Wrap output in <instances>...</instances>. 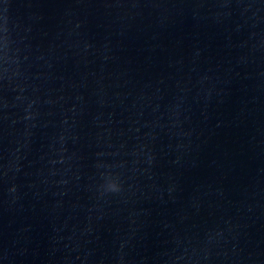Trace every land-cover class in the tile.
<instances>
[{
    "label": "water",
    "instance_id": "obj_1",
    "mask_svg": "<svg viewBox=\"0 0 264 264\" xmlns=\"http://www.w3.org/2000/svg\"><path fill=\"white\" fill-rule=\"evenodd\" d=\"M0 264H264V0H0Z\"/></svg>",
    "mask_w": 264,
    "mask_h": 264
}]
</instances>
